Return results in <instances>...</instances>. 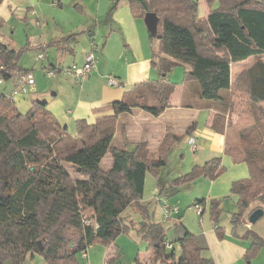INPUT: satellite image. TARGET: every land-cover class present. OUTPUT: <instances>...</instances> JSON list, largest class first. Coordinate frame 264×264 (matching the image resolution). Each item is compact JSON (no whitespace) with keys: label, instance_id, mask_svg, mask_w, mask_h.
Wrapping results in <instances>:
<instances>
[{"label":"trees","instance_id":"1","mask_svg":"<svg viewBox=\"0 0 264 264\" xmlns=\"http://www.w3.org/2000/svg\"><path fill=\"white\" fill-rule=\"evenodd\" d=\"M205 1L208 12L201 18L198 0H127L133 17H143L147 11L158 16L156 33L149 39L157 40L151 63L160 76L136 82L119 99L95 108L99 114L93 122L76 119L73 134L59 123L46 100L35 99L22 112L9 96L0 94V264H21L33 253L50 264H77V252H86L97 241L110 245L116 235L133 227L123 215L128 207L140 215L135 231L147 243V253L136 254L131 264H215L204 254L208 246L202 234L180 224L181 232L167 238L162 223L154 221L142 201L146 173L151 172L162 188L160 167L183 135L165 133L156 154L145 141L133 143L132 148L111 145L120 113L140 108L157 116L170 106L176 83L167 74L176 64L185 68L186 97H192L196 106L214 109L209 127L223 134V152L248 167L249 174L230 185L236 198V210L229 217L231 233L250 235L244 252L248 259L253 246L264 242L247 227L249 213L264 210V62L260 58L264 0ZM174 11L177 17L169 15ZM28 46L17 48L0 38L3 80L15 81L30 72L18 64ZM248 57L254 61L233 81L231 64ZM234 115L235 121L226 122ZM108 151L111 163L103 169L100 161ZM224 169L221 156H213L193 164L177 181L200 175L214 179ZM205 200L197 198L195 203ZM219 205L220 199L211 198L209 214L217 237L222 238ZM116 255L106 253L104 264H118Z\"/></svg>","mask_w":264,"mask_h":264},{"label":"rangeland","instance_id":"2","mask_svg":"<svg viewBox=\"0 0 264 264\" xmlns=\"http://www.w3.org/2000/svg\"><path fill=\"white\" fill-rule=\"evenodd\" d=\"M123 1L125 0H118L116 6H118L119 2L123 3ZM114 2L115 0H32L31 8L28 6L17 7L14 14H10L7 19L0 16V38L4 42H9L11 46L17 48L24 46L27 43L35 45L29 49H24L20 53L18 64L30 70L36 83L39 82L43 91H49L54 83L58 81L57 85L59 92L57 96L61 99L59 100L61 108L64 109L66 105L73 108L78 97L85 96L86 89L81 88L88 80V77L85 78L86 80L83 79L81 81H76L73 77L60 72L46 74V67L51 60L57 59V53L52 46L48 49L47 47H39V44L49 43L54 37L57 38L61 34L67 36L71 30H74L75 39H71V45L73 46L74 51L72 53L65 52L63 60H68L70 59L68 57H71L73 61L76 60V63L79 64L84 54L86 52H91L94 56L96 55L97 58L96 68H92L95 75L101 76V74H103L104 71L100 68L106 59V61H109L107 66L114 65L118 67L121 72H124V74L125 70H127L131 76L134 65L128 66V64H130L134 58L127 55V51L126 53L123 52L122 48L125 47H123L121 43V37L116 33L110 32V23L117 21L113 16L115 7H112V4ZM125 3H128L127 0ZM212 6L216 7L217 2L214 1ZM27 8L29 9L26 11L27 18L24 19V13ZM198 10L201 12V18H203L208 11V5L205 0H198ZM169 15L177 17L175 11ZM138 19L140 30L143 35L142 41L145 46V54H147L148 59H150L151 53L156 47L157 40L155 38L152 40L148 38V32L143 18ZM36 20H38V22H36ZM87 25H91L94 28V35L89 36V32L86 30L79 31L81 27ZM98 29L99 33L97 35L96 32ZM92 38H94V42H92ZM39 52L45 54L42 59L37 58L36 56ZM100 52H103V55H101ZM260 58L264 60V54L261 55ZM246 61V63H249L252 61V58L247 59ZM234 68L235 67L233 66V69ZM184 69L183 64L172 66L167 74L168 78L173 82H177V84H181ZM156 73V67L150 63L147 76L154 77ZM235 75L236 73L233 74V76ZM97 76L92 80V82L95 83V86H99L100 84ZM234 80L235 79H233V81ZM2 82H0V93H8L12 85V80L9 79L5 80L3 83ZM104 85L115 87V85L107 84L106 82ZM131 85L132 83L125 81L120 88L128 89ZM32 91H34V89H29L27 92L24 91V93H31ZM38 92L40 93L41 91L38 90ZM175 96L176 95H174V97ZM72 114L73 113L67 114L66 126L68 132L71 134L76 130V118ZM166 115L168 114H165V116ZM196 116L198 126H204L206 112L203 109H199L196 112ZM127 118H130L128 112H123L118 125ZM228 118L235 121L236 117L235 115L232 117L229 116L226 118V122L229 120ZM163 120L164 118H161L160 121ZM181 125L182 123L178 122L174 127V131L177 132V134L184 132L183 128L180 127ZM226 129H228L227 126ZM129 131L130 132L125 135V138H122L118 130L113 136L111 145L123 146L122 141L126 142L131 139L136 140L137 138H140V135H137L138 137L136 138L134 137V134L137 131L132 128H129ZM150 132L152 131H149V133ZM152 133V135L148 134L147 137L150 140L149 146L154 148L156 142H158L155 135L156 133L158 134V131H153ZM232 133H230V135ZM195 145L197 148L196 138ZM127 146L132 148L133 144H128ZM204 149L203 146L201 148L198 146V151L194 152L188 142L186 132H184L182 139L174 144L167 155L165 165L160 167L159 171V175L165 182V185L172 187V190L169 193L163 192L161 193L162 195H160L159 193L161 191L157 187L155 176L149 171L145 175L142 201L149 206L148 209L150 213L152 212L154 221L162 223L167 238L176 236V234L178 235L182 229L181 225H184L189 231L196 234L203 233V231L208 228L213 230L214 223L209 214V201L211 198L220 199L219 206L221 207V210L219 212L217 224L222 226L223 230H226L229 225L228 220L230 214L236 210V198L230 191V183L232 180L246 177L249 174L247 164L243 161L232 162L227 160L224 162V171L214 179L200 175L192 180L185 181L184 183H179V181H177V178L187 172L191 166L197 162L199 156L204 154ZM212 152H214V150ZM110 163L111 153L108 151L101 159L100 166L105 169ZM64 164L68 165L66 162H64ZM202 197L206 200L204 203H201L204 206V211L202 214H199L195 210L194 203L195 199ZM165 202L171 206L177 207L178 211L172 213L170 217H165L163 214V204ZM123 215L126 217V222L132 224L133 227L131 226L128 230L116 235L113 239V243L110 245L97 241L87 247L85 254H83V251L77 252V264H104L106 252L108 254L110 253V255L117 254L118 264H131L133 263L136 254L145 255L147 253V243L135 231L137 223L141 220L140 215L129 207L126 208ZM247 227L260 237L264 238V213L253 223L249 222ZM244 230V226L239 228L240 233ZM230 234L232 238H235L246 247L250 246V235L248 237H239L232 233ZM216 240V238H213V249L215 250L217 248L218 252L223 251L222 247L221 249L218 247ZM178 251V247L176 246V254H178ZM204 254L209 255L208 252L206 253V250L204 251ZM251 254L252 255L249 259L243 256L239 261H234L231 264H264V242L254 245ZM21 264L50 263L40 254L33 253L32 255L27 254Z\"/></svg>","mask_w":264,"mask_h":264},{"label":"crops","instance_id":"3","mask_svg":"<svg viewBox=\"0 0 264 264\" xmlns=\"http://www.w3.org/2000/svg\"><path fill=\"white\" fill-rule=\"evenodd\" d=\"M31 1L32 0H0V16L7 19L10 14H14L17 7L28 6L29 8H31L32 7ZM117 1L118 0H115L116 5H117ZM125 2L126 0L123 1V3L119 2L118 6H115L113 16L117 19V21L110 23L109 27L111 29L110 32L116 33L117 35L121 37L120 38L121 43L123 47H125V48H122L123 52L126 53L127 51L126 54L134 58L130 62V64H128V66L134 65L133 71L131 72V76L127 72V70H125V74H124V72H121L120 69L114 65L107 66V63L109 61H106V59L100 68L102 69V71H104L103 74H101V76L95 75L93 73V69L96 68V64H97V61H96L97 58L95 55L96 62L94 63L93 69L91 70V74H89L88 80L82 85V88H81V89H86V92L84 94L85 96L84 97L79 96L78 99L75 101L73 108H71L68 105H66L64 109L61 108V105L59 102V100L61 99L57 96L59 92L58 85H57L58 81L55 82L53 87L50 88L51 90L49 89V91L48 90L43 91L41 89L39 82L36 83V80L34 79V83L32 85V89H34V91H32L31 93H24L20 91V92H17L16 94H11L12 90L15 87V81L12 80L10 91L8 93L1 92L0 94H6V96H9L14 102V105L20 111L25 110V109L27 110L30 107L31 102L33 100L44 99L48 102L47 105H48L49 110L56 117L59 123L62 124L63 126L64 125L67 126V114L68 113H73L72 115L76 119L85 118L88 122H93L95 117L99 114V113H95L93 110L113 100L119 99L122 96L123 91L127 90V89L120 88V86H123L125 81L128 83L129 82L132 83L131 85L132 87L136 82L149 79V78L150 79L158 78L160 74L156 66L155 67L157 69V73L155 74V76L154 77L147 76L149 73V65L152 61V53H151L150 59H148V55L145 54V46L142 41L143 35L141 33L139 21H138L139 20L138 18H143V17H133L130 13L128 3H125ZM27 10L29 9L27 8L25 10L24 17H23L24 19L27 18V13H26ZM207 12L205 14H207ZM198 15L199 17H201V12H199V10H198ZM36 22H38V20H36ZM84 30L89 32V36L94 35L95 30L91 25L83 26L81 27L79 31H84ZM98 33H99V29L97 30L96 34L98 35ZM74 34H75V31L71 30V32L67 36L61 34L57 38L54 37L53 40H51V42L49 43L39 44L40 46L47 47L48 49L50 48V46H52V48L56 50L57 59L51 60V62H49L55 65L54 67H61L63 65H70V64L81 65L84 62L85 56L89 52H86L84 54L79 64L76 63V60L73 61L71 57H68L70 58L68 60H63L65 56L64 55L65 52L72 53L74 51V48L71 45L72 44L71 39H75ZM148 38H149V33H148ZM93 39L94 38H92V42H94ZM6 43H9V42H6ZM27 44L29 46L28 48H25V49H29L35 46V45H31L30 43H27ZM100 53L101 55H103V52H100ZM251 58H252V61H250L249 63H246L247 62L246 60L251 59ZM247 59L231 64V79L232 80L235 79L237 74H239L242 70L249 67L254 61L253 57H248ZM261 60L264 62L263 59ZM233 66L235 67L234 69H233ZM234 73H236L235 76H233ZM95 76H97V78L99 79V83H100L99 86H95L94 85L95 83L92 82ZM109 76H113L117 79L118 84L115 85V87L113 86L114 88L104 85L105 82L108 84ZM3 82H5V80H3ZM175 83L176 84H175L174 90L170 94V98H169L170 106L166 107L157 116H154L140 108H132V110L128 112L130 118L123 120L118 125L119 119L122 115V113H120L116 119L114 134L119 130L121 137L125 138V135L130 132L129 128H132L133 130L137 131L134 134V137L136 138L138 137L137 135H140V138H137L136 140L127 139L129 141H126V142L122 141L123 146H127L128 144H133L135 142L145 141L148 145L149 151L151 153L153 152L157 153L158 146L161 142V139L165 135V133L172 132L174 134H177V132L174 131V127L176 123L180 122L182 123L180 127L183 128L184 132L187 133V136L194 137V143H195V138H196L197 148H195V150L193 151L197 152L198 146L199 148H201L202 146L205 148L204 154L202 156H199L197 162L195 163L201 164L205 160L213 156H217V155L221 156L222 165H224L225 164L224 162H226L227 160L232 161L230 156H228L227 154L223 152V148H224L223 134L217 133L209 127L211 114L212 112H214V109L205 108L202 105L196 106L192 100L193 99L192 97H189V98L186 97L185 88L183 87L182 81H181V84H177V82ZM38 90H40L41 92L39 93ZM174 95L176 96L174 97ZM199 109H203L206 112L204 126H198L196 112ZM165 114H168V115L165 116ZM161 118H164V120L160 121ZM147 127H148V131H147ZM149 131H152V132L158 131V134L157 133L155 134L158 142H156V145L154 146V148H151L149 146L150 140L147 136L148 134H151V135L153 134L152 132L149 133ZM184 132L178 135L184 136ZM119 147H122V146H119ZM127 147L129 148V146ZM213 150L214 152H212ZM156 153H153V154H156ZM160 179L162 182V188L160 186L159 187L157 186L158 189L161 191L159 194L162 195L161 193L163 192H167V193L171 192L172 187L166 186L161 176H160ZM230 233H231L230 223L227 226V229L226 230L224 229V235L222 238L217 237L214 229L212 230L208 228L204 230L203 233H199V234H202L207 241L206 243H207L208 248L206 250V253L208 252L209 255L206 254V256L211 257L215 264H231L234 261L236 262L237 260L239 261V259L244 256V252L247 247L244 244L238 242L235 238H232L230 236L231 235ZM213 238L217 239L216 243L220 249L222 247L223 251L218 252L217 248L215 250L213 249V246H212V244L214 245Z\"/></svg>","mask_w":264,"mask_h":264},{"label":"built area","instance_id":"4","mask_svg":"<svg viewBox=\"0 0 264 264\" xmlns=\"http://www.w3.org/2000/svg\"><path fill=\"white\" fill-rule=\"evenodd\" d=\"M44 57V54L42 52H39L37 54V58L42 59ZM95 63V56L93 53L89 52L85 56V60L81 65H76V64H70V65H63L61 67H51L47 66L45 69L46 74H54V72H60L65 75H69L74 78L76 81H81L85 79L86 77L89 76L93 66ZM3 81V79L0 77V82ZM34 83V77L33 75L28 72V73H23L20 74L17 79L15 80V87L12 90L11 94H16L17 92H24L28 91L29 89H32ZM108 83L111 85H117V79L113 76L108 77ZM188 142L191 145L192 150H195V143H194V137L190 136L188 137ZM194 207L197 213H201L202 211V204L200 203H194ZM178 211V208L175 206H171L168 203L163 204V214L165 217H170L172 213H175ZM165 246L167 248H170L172 246V243L170 242L169 239L165 240ZM85 254V251L83 252Z\"/></svg>","mask_w":264,"mask_h":264},{"label":"water","instance_id":"5","mask_svg":"<svg viewBox=\"0 0 264 264\" xmlns=\"http://www.w3.org/2000/svg\"><path fill=\"white\" fill-rule=\"evenodd\" d=\"M143 21L145 27L150 35H155L157 30L158 16L153 11H147L143 16ZM264 210L262 208H255L248 215V221L253 223L256 221L262 214Z\"/></svg>","mask_w":264,"mask_h":264}]
</instances>
